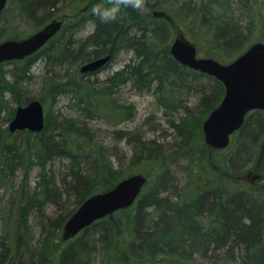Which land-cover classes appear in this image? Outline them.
I'll list each match as a JSON object with an SVG mask.
<instances>
[{
	"label": "trees",
	"instance_id": "16d2710c",
	"mask_svg": "<svg viewBox=\"0 0 264 264\" xmlns=\"http://www.w3.org/2000/svg\"><path fill=\"white\" fill-rule=\"evenodd\" d=\"M17 1L22 13L29 15L40 29L55 19L61 20L56 17L57 12L66 6L59 5L61 0ZM254 1L147 0L145 12L126 8L122 10V19L107 24L90 12L94 5L107 4V0L91 1L88 14L83 11L84 16L78 21L64 25L36 54L0 65V93L9 90L19 106L33 99L44 104L45 99L30 100L21 92V84L28 79L32 66L44 60L59 72H66L58 78L51 76L49 70L43 84L47 97L55 102L61 94L76 95L82 112L87 111L90 114L87 117L92 120L104 118L111 125H119L118 121L134 115L133 107H120L113 98L115 90L127 85L139 93H151L165 112L183 109L186 113L177 125L170 122L175 134L172 137L181 141L176 145L179 150L171 146L165 149L158 140L146 139L142 133L131 137L116 131L118 143H127L135 158L139 156L138 159L152 166L153 172L144 174L148 184L134 206L97 221L65 243L60 240L61 233L76 209L90 196L108 191L121 180L140 173L137 168L143 162L135 161L127 171L120 172L112 163L113 153L104 152L102 147L95 148L86 126L77 128L72 121L51 130L46 118L43 132L22 131L15 135L0 126V188L8 182L3 174L13 169L18 152L22 167L35 160L44 169L55 158L68 159L70 163L69 176L60 186L52 176L42 173L37 192H28L24 178L20 193L9 199L1 216L0 264H163L167 261L193 264L199 256L208 264H264V198L219 183L226 177L239 176L253 162L264 135V112L249 114L244 126L234 135L232 149L222 160L223 178L212 175V168L206 164L209 177H199V184L186 196L180 187V178L171 170L187 149L195 153L191 162L194 165L202 159L206 161L210 148L205 144L202 124L225 94L220 81L193 71L173 58L170 53L175 29L172 23L186 22L200 32H196L199 36L192 42L201 56L229 63L253 43L261 41L253 39L255 31L252 30L256 28L252 22L245 25L242 19L250 18ZM159 10L167 12L168 21L153 16ZM86 20L94 22V31L83 39H76L75 26ZM68 29L73 35H66ZM10 34L6 40L22 39L15 32ZM122 51L131 53L132 57L122 69L108 75L107 87L103 88L102 83L97 88V84L87 79L109 69ZM108 55L111 61L100 72H80L83 64ZM5 65L15 66L9 79L3 69ZM203 79L207 84L199 83ZM193 93L200 97L195 108L200 113L198 120L184 106L185 101L191 102ZM15 112L16 109L7 122ZM191 119L196 121L192 126ZM17 134L26 137L18 142ZM71 204L74 205L69 209ZM50 206L55 208L52 212H48ZM32 217L42 227L43 238L38 248L28 238V218Z\"/></svg>",
	"mask_w": 264,
	"mask_h": 264
},
{
	"label": "rangeland",
	"instance_id": "374dc122",
	"mask_svg": "<svg viewBox=\"0 0 264 264\" xmlns=\"http://www.w3.org/2000/svg\"><path fill=\"white\" fill-rule=\"evenodd\" d=\"M91 1H101V0H84L80 2V0L73 1L72 0H61L59 5L62 4L66 5L63 9L57 12L56 17L58 16L60 19L64 21L65 25L69 23H75L82 18V12L85 11V14H88V8ZM106 5V4H104ZM166 12L165 10H161ZM145 12V11H144ZM239 15L238 13H235ZM22 13L20 4L17 0H9L7 4L6 11L3 17L0 19V43L6 40V37H10L12 32H15L21 38H26L34 33H36L40 27L36 22L29 16ZM157 17L161 19H166L164 16L158 14ZM156 17V18H157ZM242 17V16H241ZM242 19L246 24H250L252 22L253 26L256 28L252 30L254 32L253 39L254 40H261L264 41V0H255L251 5V16L242 17ZM57 20V19H55ZM174 29L173 40L177 36H183L187 40L192 41L195 36H199L196 32L200 34V32L195 28H191L189 24L186 22L181 24H176L175 22L172 23ZM253 28V27H252ZM95 29L94 22L90 20H86L85 22H80L74 28V36L76 39H83L89 36ZM69 30V29H68ZM67 30V31H68ZM66 35L72 34V30L68 31ZM132 57L131 53H121L118 55L116 61L112 63L111 67L99 74L88 76L87 79L90 80L92 84H97V88L103 83V88L107 87L105 81L108 75H111L115 71H118L123 68V66L129 62L130 58ZM7 78L9 79L10 72L15 69L14 65H5L3 67ZM51 70V72L49 71ZM58 68H55L54 65L51 63H47L44 60L38 61L34 66H32L29 77L26 81L22 82L21 84V92L23 95L28 98L32 99L38 97L40 99H45L44 106L46 112V118L50 121L51 130H56L57 127L61 124L67 123L70 121L76 124V127H84L89 130L87 131L90 136V141H92L95 148H103L104 152L109 151L113 153L112 155V163L117 166V170L120 172L127 171L129 167L133 164V162H143L137 171L148 175L151 174L152 166L144 163L143 159H138L139 156L136 158L132 154V149L128 146L125 142L118 143V136L116 131H123L128 133L131 137H134L136 134L141 133L145 136V138H155L158 140L160 144L165 146V149H177L179 150L176 145L180 144L181 141L172 137L173 128L170 122L174 121L180 123L181 116H185L186 113L183 109H180L176 112L177 109L171 110L166 114L165 109L161 106H158L156 98L151 93H139L133 90L130 86H121L113 95L114 101L119 104L120 107H133L134 115H131L129 119H124L123 121L119 122V125L110 124L104 118H95L90 119L87 116L90 115L87 111L84 114L82 112V106L78 104V97L71 93H64L59 95L56 98V101H52L50 98L47 97L46 93L43 89L44 79L49 74L52 76H56L61 78L65 75L66 72H59ZM11 80V79H10ZM199 83L207 84L206 79H203ZM195 90H193L194 92ZM0 93V126L2 128H8L9 123L7 119H11V114L17 107L19 106L13 94L5 89ZM186 93H184L183 98H186ZM193 97L189 101H185L184 106L189 107L194 113L193 117L195 120H198L200 117L199 111L195 110L196 105L199 101V96L193 93ZM126 111V109H124ZM126 115V114H125ZM180 118V119H179ZM190 122V125H194L196 121L194 119ZM51 132V131H50ZM16 134V133H15ZM14 134V135H15ZM175 135V134H174ZM16 140L21 142L22 139L26 137V135H16ZM182 145V144H181ZM190 145V141L189 144ZM100 146V147H99ZM189 148V147H188ZM166 153V152H164ZM226 153L219 152H212L211 150L206 153V161L202 159L198 161L196 165L191 163L195 159L194 151H190L187 149L183 154H181L179 163L175 166L171 167L173 174L182 182L180 187L185 191V195L187 193H192V191L199 181V177H209V172L207 171L208 164L214 172L212 175L217 174L221 178L225 176V172L222 171L221 165L223 158L226 156ZM115 155V156H114ZM20 153L18 152L17 157L19 158ZM18 158L15 157V164L12 170H5L3 176L5 177L8 182L5 183L0 188V230L3 225L1 221V216L6 212L5 208L7 207V202L9 199L12 198L15 194H19L23 185V181L25 178V187L28 189L30 194L37 192V186L39 183V179L41 178V174L43 173L45 176L50 175L55 179L57 185H61L64 179L69 176V167L70 163L68 159L62 158H55L50 160L46 163L44 169L46 172H43V167L41 165H37V162L33 160V163H29L27 166L26 162L22 167L19 165ZM17 160V162H16ZM206 162V163H205ZM248 163V162H247ZM246 163V164H247ZM33 165L28 170H25L26 167ZM24 169V171H23ZM253 169L252 173L253 176L259 174L264 178V135L259 140V148L257 153L255 154L253 162L245 168V170L236 178H240L241 181L236 183L232 180L231 177H226L219 181L220 184H228L230 188H237L239 187L238 184L248 186L252 184V177L248 178V171ZM26 176V177H25ZM10 179V180H9ZM54 179H51L53 181ZM244 180V181H243ZM68 181L69 178H68ZM67 181V182H68ZM64 183V182H63ZM254 189H257L263 192L264 196V180L261 181L260 179H255ZM52 186V189L55 187ZM240 188V187H239ZM74 205V204H73ZM73 205H69L68 208L72 209ZM55 208L50 206L48 212H52ZM28 227H29V234L28 238L32 240V245L34 247L39 246V241L43 238L42 227L39 226L38 222L34 217L31 219L28 218ZM27 234V233H26ZM27 237V236H26ZM213 259V258H212ZM211 260V259H210ZM171 261H167L163 264H171ZM193 264H208L204 261L202 256L197 257V260L194 261Z\"/></svg>",
	"mask_w": 264,
	"mask_h": 264
},
{
	"label": "water",
	"instance_id": "95a60500",
	"mask_svg": "<svg viewBox=\"0 0 264 264\" xmlns=\"http://www.w3.org/2000/svg\"><path fill=\"white\" fill-rule=\"evenodd\" d=\"M8 1L0 0V16ZM62 25V21H53L26 39L0 43V64L32 56L61 30ZM170 52L182 65L215 77L224 84L225 96L204 122L203 132L206 143L211 147H227L230 135L243 126L247 114L253 110H264V43L252 45L230 64L198 58L196 46L184 38L175 39ZM110 59L111 57L107 56L93 60L83 65L81 72H95ZM44 128V106L38 100L19 106L9 124L11 133L23 130L40 133ZM146 182L147 179L143 175H132L113 189L88 198L66 222L61 240L65 242L95 221L132 206Z\"/></svg>",
	"mask_w": 264,
	"mask_h": 264
},
{
	"label": "clouds",
	"instance_id": "9594fccd",
	"mask_svg": "<svg viewBox=\"0 0 264 264\" xmlns=\"http://www.w3.org/2000/svg\"><path fill=\"white\" fill-rule=\"evenodd\" d=\"M146 3L147 0H107L106 5L96 4L90 12L102 23L107 24L122 19V10L126 8L143 13L146 10Z\"/></svg>",
	"mask_w": 264,
	"mask_h": 264
},
{
	"label": "flooded vegetation",
	"instance_id": "af4514ba",
	"mask_svg": "<svg viewBox=\"0 0 264 264\" xmlns=\"http://www.w3.org/2000/svg\"><path fill=\"white\" fill-rule=\"evenodd\" d=\"M257 176L258 175H256L255 178H257ZM254 181L255 180H252V182H251L252 184H249L247 187H244V190L250 191V192H253V193L257 194V192H255L256 188L254 189V186H252L254 184Z\"/></svg>",
	"mask_w": 264,
	"mask_h": 264
},
{
	"label": "bare ground",
	"instance_id": "6f19581e",
	"mask_svg": "<svg viewBox=\"0 0 264 264\" xmlns=\"http://www.w3.org/2000/svg\"><path fill=\"white\" fill-rule=\"evenodd\" d=\"M121 53H124V51H122ZM121 53H119L118 55H120ZM118 55H117V56L114 58V61H113V63L116 61V59H117Z\"/></svg>",
	"mask_w": 264,
	"mask_h": 264
}]
</instances>
